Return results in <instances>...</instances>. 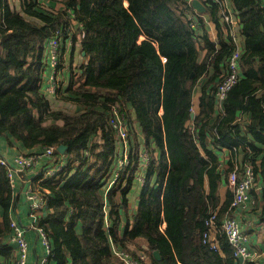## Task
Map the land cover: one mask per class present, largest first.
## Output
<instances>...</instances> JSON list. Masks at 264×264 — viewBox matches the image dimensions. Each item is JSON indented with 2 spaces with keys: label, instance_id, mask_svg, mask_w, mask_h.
I'll list each match as a JSON object with an SVG mask.
<instances>
[{
  "label": "trees",
  "instance_id": "trees-1",
  "mask_svg": "<svg viewBox=\"0 0 264 264\" xmlns=\"http://www.w3.org/2000/svg\"><path fill=\"white\" fill-rule=\"evenodd\" d=\"M45 1L44 7L20 0L18 10L0 0V137L26 153L54 146L53 156L63 162L45 182L49 192L37 220L51 243L46 264H124L111 243L133 257L144 252L142 264H239L221 229L236 212L233 193L227 189L220 202L216 190L235 166L251 165L264 225V97L257 94L264 87V0H230L243 45L221 110L216 90L234 44L218 0H200L201 13L190 0ZM210 20L215 41L207 33ZM78 33L84 58L70 65L68 83L54 95L63 103L55 105L44 91L46 42L54 36L75 41ZM197 85L198 110L191 116ZM115 104L128 121L125 145L109 121ZM240 113L246 119L237 122ZM123 148L129 161L104 197ZM14 201L0 163V264H13ZM213 212L215 247L204 236Z\"/></svg>",
  "mask_w": 264,
  "mask_h": 264
},
{
  "label": "built area",
  "instance_id": "built-area-1",
  "mask_svg": "<svg viewBox=\"0 0 264 264\" xmlns=\"http://www.w3.org/2000/svg\"><path fill=\"white\" fill-rule=\"evenodd\" d=\"M37 1L42 6H46L45 0ZM218 1L223 5V20H225L230 27L231 42L234 44L233 52L227 60V74L218 84L216 90V96L218 98L217 105L218 107H221L220 104L225 92L237 79L238 57L241 49L239 44L240 22L229 7V0ZM59 46L60 39L57 36L50 38L46 42V57L47 63L51 67V72L48 75V83L44 91L50 96H54L59 88L62 71L65 68V64L59 60ZM109 121L115 130L118 140L125 145L127 139L128 121L125 119L118 104L112 106ZM54 149V146H46L40 153H26L19 150L13 155L11 160L12 162H9L6 158L0 157V163L6 167V173L12 186H14L15 174H17L21 180L27 182L25 189V197L27 200L26 223L23 224L17 221L13 216L11 217L9 223V240L14 245L13 264H29V244L25 235L27 229H33L36 231L44 249V254L40 258V264L47 263L51 243L47 233L41 226L38 225L37 220L39 218L40 210L46 202V194L49 192V188L45 185V182H48L47 180L52 177H57V172H59L63 167L62 160L53 156ZM141 155L144 159L145 153L142 152ZM44 157H46L47 160L45 165L43 167L39 166V170L35 172L36 166ZM128 161L129 153L126 148H123L121 154L115 160L117 170L115 169L114 175L107 179L104 194L106 193V189H108L118 177L119 170L126 163H128ZM30 173L32 174L30 175ZM253 178V169L249 164L243 165L241 169H238V167L235 166V168L228 173V185L233 193L230 204L232 208L244 206L249 190L254 182ZM141 179L143 181V174ZM214 217L215 212L211 214L208 222V230L204 233L205 240L208 241L212 247H215L217 243L214 231ZM221 229L224 232L228 243L232 246L234 255L242 256L243 260L239 264H245V259H248L252 255L246 245L248 240L247 233L240 228L238 220L233 215H226L221 222ZM111 249L113 254L122 260L124 264H142L141 259L144 258L143 254H139L138 258L133 257L124 248L118 247L113 243H111Z\"/></svg>",
  "mask_w": 264,
  "mask_h": 264
},
{
  "label": "crops",
  "instance_id": "crops-1",
  "mask_svg": "<svg viewBox=\"0 0 264 264\" xmlns=\"http://www.w3.org/2000/svg\"><path fill=\"white\" fill-rule=\"evenodd\" d=\"M11 2H12L13 7H15L18 10L21 9L20 0H11ZM228 3H229V7L232 10L233 14L237 17L235 10L231 4V1L229 0ZM70 22L76 26V20L73 19L72 17L70 18ZM206 24H207V33H208L209 39L215 41L216 34H217L216 24L212 20L207 21ZM79 37L80 35L78 33L77 39H75V41H73L72 37L60 38L59 60L63 64H65V68L62 71V78L59 83V88L61 89L62 87H65L66 84L68 83L70 65L75 66L84 58V53H83L84 51L80 46ZM239 44H240V47H242L243 39L241 37V34L239 36ZM45 61L47 63V57ZM50 72H51V67L47 63L46 68L44 70L45 87L47 86L48 75L50 74ZM198 92L199 91H198V85H197L193 93V96H192L193 113L198 110V96H199ZM257 94L264 97V87H262L257 92ZM47 96L51 100V103L55 105H61L63 103L62 101L58 100L54 96H50V95H47ZM263 104H264V101H263ZM64 105L69 108L73 107L72 103H68V102L65 103V101H64ZM159 113H161V109L159 110ZM244 119H246V116L241 113L238 114V116L236 117L237 122L238 120H244ZM140 138L142 137L140 136ZM261 148L262 150H264V146L261 145ZM222 150L225 153V148H222ZM16 151H19V150L14 146L12 142L9 143L6 138L0 137V152L3 153L4 158H6L9 162H12L11 161L12 157ZM225 160H226V154L225 156L220 157V164H225ZM147 164H148V161H146L145 163V161L143 160L142 170L136 176V179L139 184H141L144 181V173H145V168ZM114 172L115 170L111 172V176L109 178H111L114 175ZM142 174H143V181L141 179ZM205 185H207L206 179H205ZM26 186H27V182L21 180L20 177L17 174H15L14 186H13L15 201L11 207L10 215L13 216L17 221L23 224H25L27 220V216H26L27 201L25 197ZM229 187L230 186L228 185V180H227V183L223 182L222 184L220 183L218 184L216 194L219 197L220 202L224 200L226 190L231 189ZM259 187L260 185L254 182V185H252L249 190L248 197L245 201L244 206L233 207L234 209L236 208V212H232V215L238 220L240 228L247 233L248 240H247L246 245L252 253L251 257L247 259L249 261L247 264H264V225L263 223H261V221L258 219V216H257V212H259L261 208L260 207L261 198L259 196L260 194H258V198L255 199V195L251 191L253 189L254 192L257 191L258 193ZM103 195L105 197L104 191H103ZM137 197H138V190L137 191L134 190L130 195L129 210L135 209L134 201H136ZM124 219L125 218H123V223L125 222ZM162 226H164V224H162ZM215 230L216 228L214 227V231ZM25 235H26V238L29 244V253H28L29 264H40V258L44 254V249L39 240L40 238L38 237L36 231H34L33 229H27L25 232ZM138 253L143 254L145 258L144 252H138ZM236 257L238 260V256ZM242 260L241 261L238 260V262L241 263ZM247 260H245L244 262L246 263Z\"/></svg>",
  "mask_w": 264,
  "mask_h": 264
},
{
  "label": "water",
  "instance_id": "water-1",
  "mask_svg": "<svg viewBox=\"0 0 264 264\" xmlns=\"http://www.w3.org/2000/svg\"><path fill=\"white\" fill-rule=\"evenodd\" d=\"M125 5H127V4H125ZM190 5H191V7H192L195 11L200 12V13H201V12H205V10H206L204 4H203L200 0H190ZM83 53H84V52H83ZM190 115L193 116V111L190 112ZM65 148H66V146H65L64 144H58L56 149H57L59 152L62 153V152H64ZM152 254H153V256H154L155 258H157V259L160 258V254H159L158 249H154V250L152 251ZM238 260H239V261L242 260V256H241V255L238 256Z\"/></svg>",
  "mask_w": 264,
  "mask_h": 264
},
{
  "label": "rangeland",
  "instance_id": "rangeland-1",
  "mask_svg": "<svg viewBox=\"0 0 264 264\" xmlns=\"http://www.w3.org/2000/svg\"><path fill=\"white\" fill-rule=\"evenodd\" d=\"M143 39V37H141V36H139L138 37V40H142ZM74 107V106H73ZM219 110H221V107H219ZM252 185H254V182H253V184ZM131 248L133 247V246H130Z\"/></svg>",
  "mask_w": 264,
  "mask_h": 264
}]
</instances>
